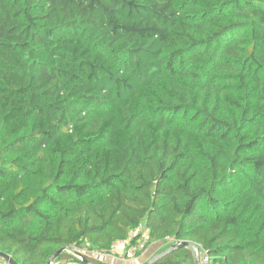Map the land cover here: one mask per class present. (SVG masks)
<instances>
[{
  "label": "trees",
  "instance_id": "16d2710c",
  "mask_svg": "<svg viewBox=\"0 0 264 264\" xmlns=\"http://www.w3.org/2000/svg\"><path fill=\"white\" fill-rule=\"evenodd\" d=\"M141 223L264 264V0H0V252L123 264Z\"/></svg>",
  "mask_w": 264,
  "mask_h": 264
},
{
  "label": "built area",
  "instance_id": "2783aa9c",
  "mask_svg": "<svg viewBox=\"0 0 264 264\" xmlns=\"http://www.w3.org/2000/svg\"><path fill=\"white\" fill-rule=\"evenodd\" d=\"M150 238L149 230L144 226V224H140L139 226L132 229L131 236L128 239L117 240L111 246L110 251L102 250V251H94L93 253L97 255V257H108V256H119V254H124L122 258L124 260L131 259L136 256V252L138 250L146 249V244L148 243ZM0 264H9L6 261L0 260ZM69 264H76L75 262H71Z\"/></svg>",
  "mask_w": 264,
  "mask_h": 264
},
{
  "label": "water",
  "instance_id": "95a60500",
  "mask_svg": "<svg viewBox=\"0 0 264 264\" xmlns=\"http://www.w3.org/2000/svg\"><path fill=\"white\" fill-rule=\"evenodd\" d=\"M183 246L192 247L193 252H194V256H195V262H196V264H200L199 257H198L199 248L195 247L191 241H187V240L174 242L173 244L169 245V247L166 248L165 251L156 253V254L152 255L151 257H149V259L147 261H145L144 264H152V262L156 261L158 258H161V257L165 256V254L169 253L170 251H172L174 249L182 248ZM64 250L76 255L80 259L82 258L83 260H86V257L83 255L82 252H78L76 249H73V248H70V247H65L64 249H61L55 255H53L51 257L50 261L48 262V264H53L55 259L61 253H63ZM0 258L5 260V261H7V262H9L10 264H17V262L15 260H13V258L11 256H9V255H7V254H5L3 252H0Z\"/></svg>",
  "mask_w": 264,
  "mask_h": 264
},
{
  "label": "rangeland",
  "instance_id": "374dc122",
  "mask_svg": "<svg viewBox=\"0 0 264 264\" xmlns=\"http://www.w3.org/2000/svg\"><path fill=\"white\" fill-rule=\"evenodd\" d=\"M165 247H167V245L164 246V244H154V246L153 245H149L148 249L141 256L132 257L131 259H126V260L130 261L132 259H135V260L137 259V263L136 264H139V263L140 264H144V261L146 260L145 258H149V255L152 256V255L156 254V252L158 253V252L162 251L163 249H165ZM123 256H124V254L123 255L119 254V256L115 255V256H108V257H100V259L105 260L106 262L114 263L115 261H118V262L121 263V261L124 260V258H122ZM198 257H199L200 264H207V262H206V254L202 251L201 247H199ZM141 258L143 259L142 262H140ZM57 263L58 262H53V264H57Z\"/></svg>",
  "mask_w": 264,
  "mask_h": 264
},
{
  "label": "crops",
  "instance_id": "0c3cea01",
  "mask_svg": "<svg viewBox=\"0 0 264 264\" xmlns=\"http://www.w3.org/2000/svg\"><path fill=\"white\" fill-rule=\"evenodd\" d=\"M144 258V257H143ZM142 258H141V261L140 262H142ZM116 262V261H115ZM114 262V263H115ZM137 263V259L135 260V259H132V260H130V261H127V262H125V263H123V264H136ZM58 264V263H57ZM140 264V263H139Z\"/></svg>",
  "mask_w": 264,
  "mask_h": 264
}]
</instances>
